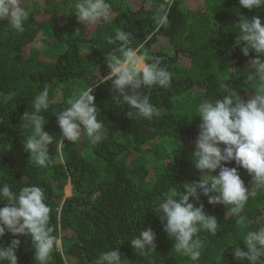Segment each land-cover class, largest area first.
<instances>
[{
    "label": "trees",
    "instance_id": "obj_1",
    "mask_svg": "<svg viewBox=\"0 0 264 264\" xmlns=\"http://www.w3.org/2000/svg\"><path fill=\"white\" fill-rule=\"evenodd\" d=\"M77 2L29 0L23 32L0 21V186L7 183L16 193L32 185L44 190L51 208L49 225L61 245L46 264H96L102 252L118 248L124 264H240L233 259L235 247L246 250L243 238L264 226V188L249 198L239 223L230 206L209 205L202 194L194 201L218 222L216 235L203 229L197 234L203 245L198 261L174 249L159 218L160 203L200 178L191 157L199 131L198 103L221 98V85L242 99L254 95L259 81L247 76L256 54L245 57L243 45L235 46L237 23L242 16H258L264 24V7L245 9L239 0H174L171 5L165 0H106L110 22H96L87 35V25L74 14ZM158 14L167 15L166 25L158 24ZM117 28L132 34L131 47L142 44L140 54L159 58L171 73L169 87L142 89L156 110L151 120L116 105L111 81L99 83L109 70L105 57L121 43H108ZM94 72L97 82L89 79ZM45 85L50 100L41 113L45 131L59 140L56 114L69 98L93 87L97 118L108 134L97 144L84 134L75 145L65 140L61 152L54 141L49 164L40 167L23 148L31 129L21 125V117L34 110L33 100ZM226 166L236 167L234 161ZM238 171L250 190L251 177L242 168ZM69 185L72 195L65 197ZM4 203L0 200V207ZM147 228L156 234V250L141 254L129 241ZM12 239L21 240L18 264H39L27 236L6 232L0 245Z\"/></svg>",
    "mask_w": 264,
    "mask_h": 264
},
{
    "label": "clouds",
    "instance_id": "obj_2",
    "mask_svg": "<svg viewBox=\"0 0 264 264\" xmlns=\"http://www.w3.org/2000/svg\"><path fill=\"white\" fill-rule=\"evenodd\" d=\"M239 4L252 10L264 7V0H239ZM74 14L84 25L111 20L110 4L106 0H78ZM28 16L29 11L22 0H0V21L7 20L8 25L16 31H24ZM157 22L166 25L167 15L158 14ZM237 24L240 35L236 38L235 46L243 45L241 51L245 57L253 51L256 54V58L250 61L251 71L247 80H258L259 84L253 91L254 95L247 99H242L227 85H221L225 92L221 98L205 99L198 103L195 117L200 120L199 131L191 157L195 169L201 174L200 178L184 183V191L174 190L160 203L159 218L164 232L174 242V249L192 261H198L201 257L203 245L197 235L201 229L213 235L217 234L218 229L216 217L207 215L203 204L197 206L194 201H200L202 194L207 197L209 205L230 206L228 210L237 216L239 223L243 221L241 213L249 198L264 188V24L258 16L251 19L242 16ZM131 41L132 34L119 28L114 38H109V44L121 43L105 57L109 70L100 77L99 83L111 81L116 105H127L139 117L151 120L156 110L149 95L142 89L169 87L171 73L161 65L159 58L140 54L142 44L137 48L131 47ZM66 103L68 106L56 114L62 137L59 140L56 139L58 136L45 131L47 121L41 114L50 106L47 85L35 96L34 110L26 111L21 117V125L31 129L23 148L40 167L49 164V145L54 141L56 152H61L65 149V140L75 145L84 134L92 144H97L108 134L97 118L99 110L93 87L82 90ZM132 114L131 111L127 113L128 116ZM233 161L236 167L226 166ZM239 168L246 170L251 177L250 190L241 179ZM217 170V175H211ZM190 198L193 199L191 203ZM0 200L6 201L0 207V239L6 232L13 237L27 236L32 242L34 259L39 264H46L60 241L49 225L51 208L45 203L44 190L32 185L22 187L16 193L5 183L0 186ZM155 240V232L147 228L139 231L129 243L135 251L144 254L156 250ZM242 241L246 250L235 247L233 259L240 264L245 260L249 264H264V226L249 231ZM20 245V239H12L7 246L0 245V264H18L16 251ZM125 260L118 248L102 252L96 264H124Z\"/></svg>",
    "mask_w": 264,
    "mask_h": 264
},
{
    "label": "rangeland",
    "instance_id": "obj_3",
    "mask_svg": "<svg viewBox=\"0 0 264 264\" xmlns=\"http://www.w3.org/2000/svg\"><path fill=\"white\" fill-rule=\"evenodd\" d=\"M22 2H23V6L25 7L28 4L29 0H22ZM39 3L42 4L43 0H39ZM95 25H96L95 23L87 24V27H86V34L87 35H90L92 33L93 29L95 28ZM98 78H99V74L96 72L90 74V76H89V79L92 82H97ZM71 195H72V189H71V186L69 185L65 189V197H69ZM59 246H61L60 243H59Z\"/></svg>",
    "mask_w": 264,
    "mask_h": 264
},
{
    "label": "built area",
    "instance_id": "obj_4",
    "mask_svg": "<svg viewBox=\"0 0 264 264\" xmlns=\"http://www.w3.org/2000/svg\"><path fill=\"white\" fill-rule=\"evenodd\" d=\"M165 1L166 3H168V5H171L174 2V0H165Z\"/></svg>",
    "mask_w": 264,
    "mask_h": 264
}]
</instances>
